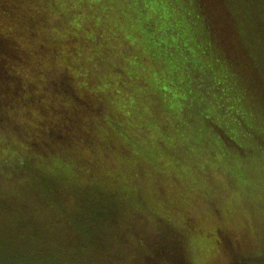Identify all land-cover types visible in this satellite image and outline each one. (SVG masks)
Returning a JSON list of instances; mask_svg holds the SVG:
<instances>
[{
  "label": "rangeland",
  "instance_id": "1",
  "mask_svg": "<svg viewBox=\"0 0 264 264\" xmlns=\"http://www.w3.org/2000/svg\"><path fill=\"white\" fill-rule=\"evenodd\" d=\"M122 1L124 19L112 9ZM148 17L156 20V40ZM200 19L195 0H0V41L9 61L0 74L12 82L0 85V223L17 214L19 224L42 232L34 247L63 264H264V149L231 165L220 182L208 174L225 167L212 141L226 125L223 114L231 120L224 102L244 108L239 123L246 129L236 125L234 134L240 137V127L246 146L250 125L243 118L264 139V107L247 105L245 89L229 87V77L204 83L203 94L173 86L182 63L199 73L209 61L198 42ZM184 36L199 47L186 51ZM171 49L177 56L156 71L159 55L168 58ZM156 86L165 93L175 88L166 97L169 138L162 144L150 97ZM214 105L219 120L209 123L205 114ZM221 137L232 140L224 130ZM36 173L89 202L116 207L115 199L125 197L141 219L130 234L140 247L82 257L61 228L65 222L43 203L46 196L33 190ZM158 222L172 243L144 246L147 227Z\"/></svg>",
  "mask_w": 264,
  "mask_h": 264
},
{
  "label": "trees",
  "instance_id": "2",
  "mask_svg": "<svg viewBox=\"0 0 264 264\" xmlns=\"http://www.w3.org/2000/svg\"><path fill=\"white\" fill-rule=\"evenodd\" d=\"M195 2L204 29V32L201 31L198 42L203 44L210 63L202 65L205 72L198 73L199 84L204 78L207 79L208 84L211 81V84L215 79L229 77V87L234 86L238 91L244 88L243 97L246 98L247 105L251 104L259 111L258 107H264V0H195ZM148 31L150 37L154 33L151 39L156 40V32ZM3 50L4 46L0 41V68L5 71L4 63L9 61ZM115 68L118 71L120 69ZM210 68H216V70L213 69V71ZM217 70H221L220 74ZM8 82H11L10 79L0 74V85L7 86ZM216 93H218L217 90ZM150 97L156 100V90ZM4 98L0 96V107L3 105ZM224 105L231 107L232 120L225 123L222 130L232 137L237 129L236 125L241 127L239 115H242L240 110L244 108L240 106V101L236 105H227L225 102ZM1 109L0 113L3 111ZM219 112H221L220 109L214 105L213 111L210 110L209 115L205 114L208 117L207 122L219 120ZM259 112L264 115V112ZM243 121L250 125L247 127L250 146H237L236 143L226 140L228 144L238 147L241 151V160L248 162L251 155H256L258 150L264 149V139L254 135L257 134L255 123L253 124L247 118H243ZM109 123L112 124V122ZM113 125L116 123L114 122ZM116 127L120 128L119 125ZM241 128L246 129L243 126ZM222 130L217 127L218 133L222 134ZM125 138L131 137L125 134ZM36 176L34 180L38 188L33 190L46 196L49 202L43 203L65 222L64 227L60 226L64 231L66 230L72 249H76L82 257L89 259L94 252L98 256L99 252L106 250L114 252L126 247H140V243L132 239L130 234L132 231H137V225L141 226V219L134 218V214H138V211L128 203L125 197L119 196L115 199L121 201L114 202L120 208L113 206L111 202H89V198L80 196L74 190L42 176L41 173H36ZM14 216L13 222L0 223V264H63L59 257H51V253L47 251H44V254L38 251V248L34 246L42 239V232H35L33 227L31 229L24 227L23 224L18 223L21 219L18 220L17 214ZM147 229L149 230L146 232L149 234H144V246L161 249L160 244L163 242L167 245L168 240L171 239L172 243V238L166 235L170 230L164 223L158 222L157 226L150 225ZM157 229L159 232L156 231ZM37 233L41 234L40 237ZM20 236H22L21 239H18ZM173 238L176 240L175 237ZM177 240L175 245L178 246Z\"/></svg>",
  "mask_w": 264,
  "mask_h": 264
},
{
  "label": "crops",
  "instance_id": "3",
  "mask_svg": "<svg viewBox=\"0 0 264 264\" xmlns=\"http://www.w3.org/2000/svg\"><path fill=\"white\" fill-rule=\"evenodd\" d=\"M113 1H116V0H113ZM153 1L155 2L156 0H153ZM143 4L144 3L142 1H139L138 2L139 8H141ZM120 5L123 7V9H121ZM120 5L115 6V8H112V9H113V12L117 13L116 14L117 16H121L124 19L125 18V14H126V12H125L126 11V7H125L126 3L122 1V2H120ZM117 9H120L121 11L120 10L116 11ZM127 11H129L131 13V10H129V9ZM134 13L139 14L138 11H136ZM147 21L149 23H151L150 24L151 26L155 25V27H153V29H151V30L155 31L156 30V20L153 17H148ZM144 28L145 27L143 26V28H141V29H144ZM168 35H171V37H172V34H168ZM183 38L185 39V45H186L185 50L186 51H188V50L190 51L191 46L192 47H199V45H194V43L191 41V39L189 40L187 38V36H184ZM175 41H177V39ZM189 41H191V44L189 43ZM167 44H170L169 41H168V38H167ZM175 46H178V44H175ZM187 46H188V50H187ZM162 48H160L161 50L160 49H158V50H160V52H163ZM154 49H156V47ZM177 51L178 50H175V49L172 50L171 49L169 51V53H165L164 52V54L167 55L168 58L163 57L162 55H159V59L156 60V71L161 72V71L165 70L166 69V65L168 64L167 61L169 60V58L176 57L177 56ZM180 56H183V55L180 53ZM206 61H207V59H206ZM164 63H166V65H163ZM182 64H183L182 65L183 68L181 70H179V76H178L179 79H177V80L174 79L175 81L173 82V86H175V83H176L177 86L180 87V88L194 87V88L198 89V93H200V94L202 93L203 94V92H202V88L204 86L203 84L205 83V84L208 85L207 79L204 78L202 80V82L199 84L198 72H192V69H190L189 64H186V63H182ZM200 67L202 68V65ZM202 71L205 72L204 69H202ZM202 71H200L199 73H202ZM158 77H160V75H158ZM159 80L162 81V77L159 78ZM177 81H179L180 83L178 84ZM171 82H172V80H171ZM173 90L175 91V88L170 89L169 93H165L160 88H157V86H156V143H157V141H161V144H162L163 143L162 139H168L169 138L168 134H167V132L169 130V127H167L166 124H165L166 123V119L168 117V114L165 113L164 107L165 106L167 107L166 97L170 96L174 92ZM161 101H162V105L160 104ZM159 113H160V116H159ZM223 115H224L223 121L225 123H228L229 121L226 118L227 115H226V117H225V113ZM159 117L161 119H159ZM143 119L146 121V116ZM231 120H232V116H231ZM200 124H201V127L203 129L204 125L201 122H200ZM191 126H198V123H196V124L195 123H191ZM163 127H165V131H164ZM238 131L240 132V137L237 138L236 134H234V136H232V138L234 140L232 139V140H229V141L232 142V143H233V141H236L237 146H242L243 147V145H242L243 141H241V137H242V134L245 133V132L240 127L238 128ZM221 136H222V134L218 133V131H217V134L213 133L212 134V139H213L212 141H216V142L219 143L220 149H219L218 153L222 154L223 158L221 160L224 162V166L225 167L223 169L211 168V171L208 173L209 175H212V174L215 175L217 180L220 177H224V179H225L226 178V173H227L226 169L229 168L231 165H233V166L237 165L238 163H240L238 160H241V155H240L241 151H239L240 149L238 147H235L231 143L228 144V141L226 139L222 138ZM208 142H209V140L207 141V143ZM156 146H158V145L156 144ZM158 157L159 156H158L157 150H156V158H158ZM212 158H216V157L214 156V157H211V159ZM219 188L223 189V186L219 185ZM218 194H220L219 191H218Z\"/></svg>",
  "mask_w": 264,
  "mask_h": 264
}]
</instances>
